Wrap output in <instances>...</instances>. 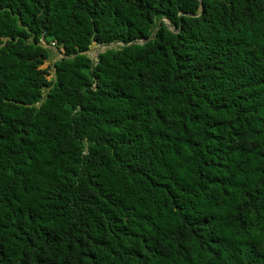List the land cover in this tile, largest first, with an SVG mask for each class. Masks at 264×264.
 <instances>
[{"label":"trees","instance_id":"trees-1","mask_svg":"<svg viewBox=\"0 0 264 264\" xmlns=\"http://www.w3.org/2000/svg\"><path fill=\"white\" fill-rule=\"evenodd\" d=\"M0 264H264V0H0Z\"/></svg>","mask_w":264,"mask_h":264},{"label":"rangeland","instance_id":"rangeland-1","mask_svg":"<svg viewBox=\"0 0 264 264\" xmlns=\"http://www.w3.org/2000/svg\"><path fill=\"white\" fill-rule=\"evenodd\" d=\"M44 45H46L47 47L50 48L51 50V56L49 59H47L45 61V63L42 65V67H47L48 70H49V75L48 77H51L54 75V67H53V63L60 59L62 56H63V49H60L59 46L57 45H51V44H47L44 42ZM117 43H112L108 46L106 45H99V44H96V43H93L89 50H88V54L93 57V58H96L98 53L104 51L107 47H111V46H116Z\"/></svg>","mask_w":264,"mask_h":264},{"label":"water","instance_id":"water-1","mask_svg":"<svg viewBox=\"0 0 264 264\" xmlns=\"http://www.w3.org/2000/svg\"><path fill=\"white\" fill-rule=\"evenodd\" d=\"M168 26L172 28L170 22H168ZM114 43H115V42H114ZM108 45H110V44H107L106 46H108Z\"/></svg>","mask_w":264,"mask_h":264},{"label":"built area","instance_id":"built-area-1","mask_svg":"<svg viewBox=\"0 0 264 264\" xmlns=\"http://www.w3.org/2000/svg\"><path fill=\"white\" fill-rule=\"evenodd\" d=\"M51 45H57L55 42H52Z\"/></svg>","mask_w":264,"mask_h":264}]
</instances>
